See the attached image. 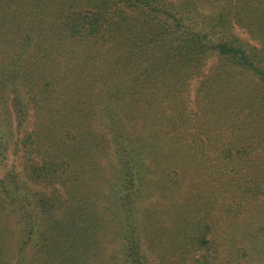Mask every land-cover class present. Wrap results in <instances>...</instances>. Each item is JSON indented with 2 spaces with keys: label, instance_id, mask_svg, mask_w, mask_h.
<instances>
[{
  "label": "trees",
  "instance_id": "trees-1",
  "mask_svg": "<svg viewBox=\"0 0 264 264\" xmlns=\"http://www.w3.org/2000/svg\"><path fill=\"white\" fill-rule=\"evenodd\" d=\"M0 264H264V0H0Z\"/></svg>",
  "mask_w": 264,
  "mask_h": 264
},
{
  "label": "rangeland",
  "instance_id": "rangeland-1",
  "mask_svg": "<svg viewBox=\"0 0 264 264\" xmlns=\"http://www.w3.org/2000/svg\"><path fill=\"white\" fill-rule=\"evenodd\" d=\"M11 163L12 162H10V164H9L10 166H11ZM18 163H19V161L18 160H15L14 164L17 165Z\"/></svg>",
  "mask_w": 264,
  "mask_h": 264
}]
</instances>
